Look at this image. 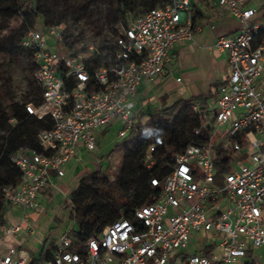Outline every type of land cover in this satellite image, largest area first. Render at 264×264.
<instances>
[{"label":"built area","instance_id":"1","mask_svg":"<svg viewBox=\"0 0 264 264\" xmlns=\"http://www.w3.org/2000/svg\"><path fill=\"white\" fill-rule=\"evenodd\" d=\"M249 1L212 0L208 13L211 20L229 15L239 26L211 44L227 61L214 98L207 106L192 105L207 141L179 152L163 180L150 179L159 192L134 209L133 220L109 223L79 250L65 231L42 264H247L254 250L264 248V85H257L264 75V23L254 18ZM195 15L191 0H165L126 26H115L113 48L105 49L97 65L98 50L92 44L77 51L69 47L61 22L39 23L23 33L20 46L33 53V77L42 91V102H27L24 109L37 118L48 116L52 127L38 133L42 152L9 156L20 179L4 186L2 195L7 207L20 210V221L0 226V264L26 263L24 251L8 246L2 252V246L24 229L33 234L29 212L37 208L50 170L62 176L79 147L94 151L96 132L114 123L117 137L136 140L138 87L165 74L173 61L171 47L193 38ZM217 153L229 159L219 177ZM146 163L152 164L150 155Z\"/></svg>","mask_w":264,"mask_h":264},{"label":"trees","instance_id":"2","mask_svg":"<svg viewBox=\"0 0 264 264\" xmlns=\"http://www.w3.org/2000/svg\"><path fill=\"white\" fill-rule=\"evenodd\" d=\"M36 1L0 0V31L9 28V23L13 18L20 19L18 28L10 29L0 35V54L6 56L7 59L0 64V226L6 223L5 210L7 208L2 188L18 183L20 179V172L10 162L9 156L18 150L42 152L38 133L42 129L52 127V120L48 116L37 118L28 114L24 109V104L27 102L35 105L42 102V91L33 77L34 62L33 74L28 77L26 101H15L11 85V66L23 50L20 46V39L27 29L35 27L33 25L34 16L39 15ZM108 1L110 12L107 19L110 27L114 26L115 29L118 23L126 26L130 18L137 16L128 0ZM141 2L145 6L142 11L144 13L150 8L161 6L165 0H141ZM191 2L196 9L195 22L201 16L198 6L210 9V5L205 0H191ZM60 22L57 19L51 20L43 17L40 24L50 26ZM111 41L106 49L113 48ZM67 43L70 47L68 36ZM25 51L32 59V51ZM100 61L101 56L98 54L95 64H99ZM72 84L71 80L67 83L68 87ZM208 100V96L202 95L178 98L169 106L141 113L137 123L136 140L131 143L122 138L123 142L125 141L128 145L123 153L122 164L115 179L108 178L109 168L108 166L102 168L101 159L94 164L93 169L79 177L78 185L68 195L69 202L64 203V207L69 208V218L74 221L69 231L74 238L73 249L79 250L81 243L94 232L101 231L117 219L133 220L134 209L152 192H159V188L151 186L150 179L163 180L168 175L179 152L189 144H204L207 141L208 131L200 128L201 119L192 109V105L200 102L202 106H207ZM196 129H199L198 134L195 133ZM118 147V142H114L106 154ZM151 147L152 151H150ZM148 155L152 159L150 166L146 163ZM217 157L221 158V161L215 162L216 176L219 177L228 170L229 159L220 153H217ZM48 241L46 240L45 243ZM49 243L52 247L55 244L52 241ZM204 253L210 254V249H206ZM51 255V249L45 248L25 264H42ZM247 264L259 263L253 259Z\"/></svg>","mask_w":264,"mask_h":264},{"label":"crops","instance_id":"3","mask_svg":"<svg viewBox=\"0 0 264 264\" xmlns=\"http://www.w3.org/2000/svg\"><path fill=\"white\" fill-rule=\"evenodd\" d=\"M205 1L210 5V9L197 5L201 16L195 21L197 29L193 32V38L174 44L171 47L170 54L173 61L165 66V74L151 83L143 82L138 87L135 98V110L138 118L143 112H151L152 106L160 107L162 103L163 106H169L178 98H189L198 95L208 96V104L214 98L218 84L227 74V61L226 55L213 50L211 44L218 35L236 32L239 24L235 18L229 15L216 20L209 19L208 13L214 4L212 0ZM248 6L256 9L254 18L264 23V0H250ZM257 85H264V75L257 79ZM115 124L117 123L112 125ZM96 134L98 142L92 154L80 146L77 158L72 159L65 165L62 176L57 175L55 172L50 173L49 183L38 194L37 208L29 212L31 214V217L29 216L30 223L34 229L33 234L29 235L24 229L16 238H6L2 246V252H5L8 246H15L17 250L24 251L27 254L26 261H28L45 248L51 249V252L53 251L54 246L52 247L49 241L54 244L61 233H56L52 239H50V234L47 236H44L42 232L39 234L37 233L40 230L38 222L42 221L47 224L51 218L57 216L58 202L62 201L63 206L65 202H69L68 195L76 187L79 177L93 169L94 164L106 155V151L111 147V139L108 133H105V128L98 130ZM124 143L126 144L125 141ZM127 145L128 143L125 147ZM39 198L45 199L46 209L51 212L46 218L40 217V212L37 213L40 209ZM6 210V223L20 221L19 209L7 207ZM67 213L69 214V208H67ZM46 240H49L48 243H45ZM254 260L258 262L255 256Z\"/></svg>","mask_w":264,"mask_h":264},{"label":"rangeland","instance_id":"4","mask_svg":"<svg viewBox=\"0 0 264 264\" xmlns=\"http://www.w3.org/2000/svg\"><path fill=\"white\" fill-rule=\"evenodd\" d=\"M36 2L39 15L34 16V26L41 23L43 17L51 20L57 19L61 21L63 32L68 36L69 45L72 49L77 51L84 48L87 44H92L98 50L99 55L105 54V49L115 34L114 26L110 27L108 24L107 16H109L110 12L108 0H37ZM128 2L130 7L135 9L136 15L142 14L145 6L141 0H128ZM19 26L20 19L13 18L9 23V28L1 30L0 35L5 34L10 29H16ZM3 60H7L6 56L0 54V64ZM14 60L16 61L10 69L14 99L17 102H24L27 99L28 93V77L32 76L34 70L33 61L30 56H27L24 49L20 51L17 59ZM160 102L162 101L160 100ZM162 106L163 103L160 107L154 105L150 110L152 112L161 109ZM117 129L118 124L112 125L109 128L105 127V133H108L111 139V145L114 142H118L120 147L100 158L102 168L106 166L109 168L108 178L110 180L115 179L120 170L123 153L126 150L125 146L127 144H123V139L117 137ZM89 152L92 154V151ZM52 172L54 171L50 170V173ZM38 201L40 209H38L37 213L40 212V217L46 218L51 214L50 210L46 209V201L41 198ZM58 204L57 216L51 218L47 224L41 221L38 222L40 226L37 225L40 228L37 233L40 234L42 232L44 236L50 234V239L56 233L71 230L74 225L73 219L69 218L67 208L63 206V202L60 201ZM29 216L31 217V214ZM253 253L257 261L260 264H264V248L256 249Z\"/></svg>","mask_w":264,"mask_h":264}]
</instances>
